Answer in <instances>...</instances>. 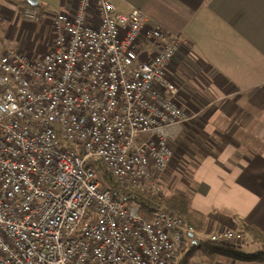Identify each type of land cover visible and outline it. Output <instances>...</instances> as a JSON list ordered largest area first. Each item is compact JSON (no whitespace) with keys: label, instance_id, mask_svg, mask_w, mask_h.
<instances>
[{"label":"built area","instance_id":"2783aa9c","mask_svg":"<svg viewBox=\"0 0 264 264\" xmlns=\"http://www.w3.org/2000/svg\"><path fill=\"white\" fill-rule=\"evenodd\" d=\"M21 18L40 21L34 7ZM52 22L40 59L10 47L0 54V264H180L194 229L167 209L144 219L90 163L122 186L162 191L171 139L195 116L166 73L187 40L110 0H78ZM206 234L249 238L230 228Z\"/></svg>","mask_w":264,"mask_h":264},{"label":"crops","instance_id":"0c3cea01","mask_svg":"<svg viewBox=\"0 0 264 264\" xmlns=\"http://www.w3.org/2000/svg\"><path fill=\"white\" fill-rule=\"evenodd\" d=\"M36 1L0 0V41L25 54L43 37L41 58L55 36L53 15L72 14L78 0ZM110 1L123 12L142 9L149 24L187 40L166 73L195 116L171 139L163 190L189 195L191 206L206 216L205 234L239 229L241 222L264 234V0ZM38 5L40 21L21 18L25 7ZM93 9L94 3L89 14L95 17ZM193 264L264 263L219 256Z\"/></svg>","mask_w":264,"mask_h":264},{"label":"trees","instance_id":"16d2710c","mask_svg":"<svg viewBox=\"0 0 264 264\" xmlns=\"http://www.w3.org/2000/svg\"><path fill=\"white\" fill-rule=\"evenodd\" d=\"M39 7L38 5L34 8L37 10ZM37 11L41 13V11ZM90 164L93 166L101 186L117 189L127 204L137 206L138 213L144 219L150 220L154 212L167 209L180 215L186 225L194 229V233L189 235V247L182 256L180 264H189L195 256L209 262L223 256L235 261L264 263V234L257 225L247 222L238 224V228L249 237L242 244L204 239L200 234L206 229V216L191 206L189 195L169 190L154 193L137 185L122 186L102 162L94 160Z\"/></svg>","mask_w":264,"mask_h":264},{"label":"rangeland","instance_id":"374dc122","mask_svg":"<svg viewBox=\"0 0 264 264\" xmlns=\"http://www.w3.org/2000/svg\"><path fill=\"white\" fill-rule=\"evenodd\" d=\"M45 38H43V37H38V39L37 40H35V42H33L32 44H30V51L29 52H25V54H26V56H28L29 58H31V59H34V60H37V59H39L40 58V56H41V52H43L44 51V48H45ZM5 42H8V41H5ZM26 45H28V44H26ZM32 46H35V48L34 49H32ZM4 47H10V48H13V49H15V50H17V46L16 45H9L8 43H6L5 45H4ZM3 47V45H2V42L0 41V52L2 53V49L4 48ZM2 50V51H1ZM23 52H24V49H23ZM0 53V54H1ZM148 136H149V134L148 133H143V134H140L139 135V137L136 139V141L137 142H139V141H141V140H143V139H147L148 138ZM172 158H173V149H172V156H171V158H170V160H169V163H168V165L166 166V168H165V170L162 172V174H164V172L167 170V168H168V166H169V164H170V162L172 161ZM119 183V182H118ZM120 184V183H119ZM162 186V185H161ZM162 191H163V187H162ZM161 193V192H160ZM176 193V192H175ZM205 232V231H204ZM203 232V236H202V238H204V239H207V234H205ZM205 234V235H204ZM196 259H200V257L199 256H195V257H193L192 259H191V262L189 263V264H193V262H195L196 261Z\"/></svg>","mask_w":264,"mask_h":264},{"label":"water","instance_id":"95a60500","mask_svg":"<svg viewBox=\"0 0 264 264\" xmlns=\"http://www.w3.org/2000/svg\"><path fill=\"white\" fill-rule=\"evenodd\" d=\"M28 1V3L30 4V5H36L37 4V1L36 0H27Z\"/></svg>","mask_w":264,"mask_h":264}]
</instances>
